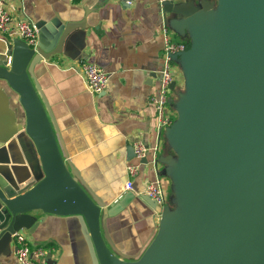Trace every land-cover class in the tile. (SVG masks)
Returning <instances> with one entry per match:
<instances>
[{
	"label": "water",
	"instance_id": "obj_1",
	"mask_svg": "<svg viewBox=\"0 0 264 264\" xmlns=\"http://www.w3.org/2000/svg\"><path fill=\"white\" fill-rule=\"evenodd\" d=\"M195 3L163 2L175 14L169 27L189 37L187 49L173 55L184 76V89L170 86L176 118L164 131L174 154L161 157L174 200L138 255L114 244L108 206L71 161L37 88L36 65L61 54L82 26L38 23L35 48L8 39L0 80L26 113L12 141L21 145L31 178L22 187L10 168L0 170V248L23 228L34 233L48 215L76 216L93 264H264V0ZM36 211L44 213L40 221ZM46 258L56 264L52 253Z\"/></svg>",
	"mask_w": 264,
	"mask_h": 264
},
{
	"label": "crops",
	"instance_id": "obj_2",
	"mask_svg": "<svg viewBox=\"0 0 264 264\" xmlns=\"http://www.w3.org/2000/svg\"><path fill=\"white\" fill-rule=\"evenodd\" d=\"M201 1L195 4L200 6ZM6 4L16 15L48 28L54 20L82 26L68 36L61 54L36 65L38 92L45 96L71 161L108 206L107 230L114 244L127 255L140 254L157 233L160 213L137 191L147 182L160 181L167 191V204L174 200L168 165L161 161L174 153L164 133L159 137L150 97L159 88L163 68V19L171 20L175 14L167 13L160 0H6ZM170 35L175 42L189 43L188 35L183 37L171 28ZM8 39L12 38L0 34V62L5 59ZM83 62L97 63L108 72L104 93L94 94L86 87L80 72ZM172 70L177 88L184 89L180 64L175 61ZM18 98L0 80V170L11 169L23 187L31 171L21 145L12 141L26 122ZM138 140L159 146L160 151L138 159L134 149ZM128 165L140 169L132 191H126ZM33 216L40 221L44 213L36 211ZM22 232L33 248L52 253L56 264H93L76 216L48 215L34 233L26 228ZM16 251L14 240L0 248V264H18ZM43 262L48 264L47 258Z\"/></svg>",
	"mask_w": 264,
	"mask_h": 264
},
{
	"label": "built area",
	"instance_id": "obj_3",
	"mask_svg": "<svg viewBox=\"0 0 264 264\" xmlns=\"http://www.w3.org/2000/svg\"><path fill=\"white\" fill-rule=\"evenodd\" d=\"M165 1L167 0H160V3ZM161 30L165 40L163 68L160 71L159 88L150 97V104L155 109L159 137L162 139L164 131L172 125L176 118V112L169 103L172 95L170 86L173 82L177 83V76L172 70L173 55L187 49V44L172 40L167 18L163 19ZM0 34L12 39H20L34 48L38 45L39 34L36 24L28 17L22 18L16 15L7 7L6 0H0ZM80 72L89 91L102 94L107 90L110 76L100 65L94 62H83ZM134 149L138 159H145L150 153L156 156L160 151L159 146L153 148L141 140L134 143ZM139 172V165L127 166L126 191L134 190V178L139 175ZM137 195L140 198L146 196L155 201L161 217L162 210L167 205V191L160 181L147 182L142 190L137 191ZM13 240L17 243L18 264H39L46 258L47 250L42 247L33 248L22 231L15 232Z\"/></svg>",
	"mask_w": 264,
	"mask_h": 264
},
{
	"label": "rangeland",
	"instance_id": "obj_4",
	"mask_svg": "<svg viewBox=\"0 0 264 264\" xmlns=\"http://www.w3.org/2000/svg\"><path fill=\"white\" fill-rule=\"evenodd\" d=\"M39 264H45L43 261H41Z\"/></svg>",
	"mask_w": 264,
	"mask_h": 264
}]
</instances>
